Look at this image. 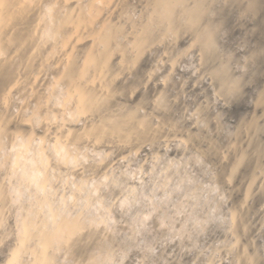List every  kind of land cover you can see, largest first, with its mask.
<instances>
[{
  "label": "rangeland",
  "instance_id": "1",
  "mask_svg": "<svg viewBox=\"0 0 264 264\" xmlns=\"http://www.w3.org/2000/svg\"><path fill=\"white\" fill-rule=\"evenodd\" d=\"M120 1L110 7L108 15L123 33L129 29V20L144 15L149 1L123 0L121 4ZM201 2L204 16L194 29L198 26L200 33L198 30L197 33L201 36L200 27L205 28L204 24L208 30L214 27L211 40L214 38L217 49L207 53L208 48L203 46V52L199 47L201 41L197 45L193 43L197 38L193 36L195 30L187 26L184 29L194 31L179 30L181 24H178L174 30H178L174 32L176 35L162 36L155 30L152 44L139 59L141 61L128 69L123 68L125 66L115 69L117 77L113 80V88L116 90L111 88L115 93L104 105L109 110L106 107L102 110L109 112L104 111L105 115H121L128 113L125 112L127 108L124 109L127 106L133 110L130 114L138 111L136 120H140L141 115L145 117L146 127L141 136L145 151L138 154L136 146L139 144L133 137L129 141L131 144L127 142L129 145L124 146L126 142L119 139L121 135L113 136L112 141L106 143L108 148L103 147L105 144L89 142L93 146L88 143L74 149V154L80 155L79 168L99 157L103 159V154L108 153V158L103 159L102 170L85 171L83 175L89 186L99 182L106 184V202L113 216L108 230L112 237L113 264H237V261L246 264V259L251 260V264H264V181L257 185L259 190L255 187L253 191L250 186L253 177L264 175V0ZM177 14L181 15L179 11ZM177 14L174 12L173 19ZM119 23L123 27L118 26ZM18 54H14V60ZM56 57H60L59 52L53 58ZM223 64L229 72L226 74L233 75H229V83L233 81L234 84L225 83L229 85L227 88L218 78L221 72L214 73L220 71ZM52 70L46 66L39 75L44 89L54 77ZM26 80L21 82L25 84ZM230 85L236 86L232 94ZM25 90L26 84L16 92L21 104L26 103ZM21 104L16 108H23ZM58 110L53 117L58 116L57 119H49L40 126V130L45 129L40 134L44 142L52 143L57 131L66 127L63 111ZM59 112L63 117L57 114ZM54 127L59 129L55 132ZM118 143L123 144L122 151L118 150ZM238 155L245 158V168L239 178L230 183L228 164ZM70 177L72 175L67 178ZM58 183L59 193L65 186ZM250 189L252 200L248 198V204L240 207V201ZM12 208L7 210L6 223L0 226V264L4 263L12 242ZM230 214L238 229L237 246L229 237ZM104 231V228L99 230L93 241L89 239L86 246H90L78 251L73 259L86 264L92 242L99 241V234L105 237L108 231Z\"/></svg>",
  "mask_w": 264,
  "mask_h": 264
},
{
  "label": "bare ground",
  "instance_id": "2",
  "mask_svg": "<svg viewBox=\"0 0 264 264\" xmlns=\"http://www.w3.org/2000/svg\"><path fill=\"white\" fill-rule=\"evenodd\" d=\"M119 1L0 0V226L8 219L7 210L14 207L10 218L12 227L9 229L12 242L8 246L3 264H80V261L73 259L74 255L84 249L89 239L92 240L94 235H98L99 230L104 228L108 231L112 225L113 216L105 196L106 184L99 182L89 186L83 175L85 171L102 170L105 161L103 159L108 158V153L103 154V159L99 157L96 161L88 160L89 164L79 168L80 155L76 156L74 149L79 145H88L89 142L105 144L103 147H107L106 143L111 142L113 136L121 135L118 137L126 142L123 143L124 146L127 147L129 145L127 142L133 137L139 144L136 146L138 154L145 151L144 140L141 138L144 134L142 130L146 127L145 117L141 115L142 119L140 116V120H136L139 118L138 111L137 116L134 113L130 114L133 110L127 106L124 108L126 104L123 108H127L125 112H130L129 114L105 115L104 111L109 109L104 105L115 93H112L115 86L113 80L117 77L115 69L120 66L128 69L136 64L142 55L148 52L155 30L160 31L159 35L162 36L174 34L178 32L177 29L174 31L178 24L183 26L179 25V30L180 28L187 32L195 30L193 36L197 35V38L193 43L201 41L199 44L202 46L199 47L208 48L206 52L217 49V46H214V38L211 40L214 34L211 23L212 29L209 27L208 30L205 24L203 25L205 28L200 27L201 36L198 26L194 29L204 16L202 14L205 8L200 7V3L203 4L204 1L202 3L201 0H193L189 4L190 0L188 3L185 2L187 0H146L149 2L144 15L140 14V17L134 18L133 21L128 19L129 29L123 33V30L119 31L120 29L111 22L108 15L110 7ZM200 8L203 13L200 12ZM174 12L177 14L175 18L179 17L177 22L175 18L173 19ZM186 26L194 30L184 29ZM66 47L70 51L67 52ZM11 51L13 57L10 55ZM14 52L16 54L21 52L18 54L19 58L15 57L17 60H14ZM58 52L60 57H56L55 61L56 58L53 57ZM49 57L54 60H48ZM46 66L54 69V77L44 89L39 75ZM222 67L225 65L220 66V71L218 69L214 73L221 72L218 78L227 84L231 72L228 75L226 67ZM24 77L27 79V83L24 82L27 85L24 97L26 103H22V109L19 107L17 109L21 103L16 92L25 85L23 81L21 82ZM226 84V88L229 87ZM235 87L230 85L229 92H234ZM255 103L257 105V102ZM105 107L107 110L103 111ZM58 109L63 111L62 115L65 117L63 122L64 125L66 123V127L59 124L62 127L58 128L59 131L54 127L58 134L52 143L44 142L45 138L40 136L45 129L40 130L42 129L40 126L49 119L51 121L57 119L58 116L53 117ZM60 112L57 114L60 115ZM62 115L60 116L63 117ZM147 126L149 127L148 124ZM50 131L49 129L48 132ZM92 143L89 144L93 146ZM118 144V147L116 146L118 150L124 147L122 143ZM244 160V157L238 155V158L235 157L234 161L228 164L230 166L227 167L229 171L227 179L230 183L239 178L241 170L245 168ZM70 175L72 178H67ZM261 176L257 178L256 175L253 177L254 180L251 178L253 183L250 186H253V191L264 181V175ZM58 182L64 184L62 187L65 186L59 193ZM225 182L227 184V181ZM256 190H259V187ZM250 192L251 189L244 192L243 198V195L241 196L240 207L244 208L248 204ZM254 193L256 194V191ZM228 221L229 237L237 246L239 236L234 217ZM104 235L105 237H101L99 234L101 239L98 237L99 241L96 240V244V241L94 243L91 241L93 246L90 256L87 255L89 260L87 258L86 264H113L112 237L109 231ZM245 261L251 264V260Z\"/></svg>",
  "mask_w": 264,
  "mask_h": 264
}]
</instances>
